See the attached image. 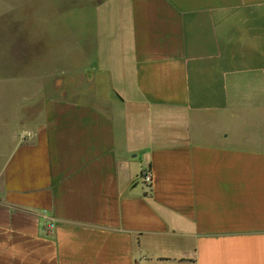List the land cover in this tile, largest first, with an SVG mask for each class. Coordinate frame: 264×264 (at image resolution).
<instances>
[{"label":"crops","instance_id":"0c3cea01","mask_svg":"<svg viewBox=\"0 0 264 264\" xmlns=\"http://www.w3.org/2000/svg\"><path fill=\"white\" fill-rule=\"evenodd\" d=\"M99 9L86 97L60 84L0 165V264H264V0Z\"/></svg>","mask_w":264,"mask_h":264},{"label":"rangeland","instance_id":"374dc122","mask_svg":"<svg viewBox=\"0 0 264 264\" xmlns=\"http://www.w3.org/2000/svg\"><path fill=\"white\" fill-rule=\"evenodd\" d=\"M106 1L0 0V165L15 135L37 119L42 99L60 95V84L67 97H86L74 90L82 76H69V54L100 33Z\"/></svg>","mask_w":264,"mask_h":264},{"label":"built area","instance_id":"2783aa9c","mask_svg":"<svg viewBox=\"0 0 264 264\" xmlns=\"http://www.w3.org/2000/svg\"><path fill=\"white\" fill-rule=\"evenodd\" d=\"M141 182H142V185L145 187V188H149L150 184H151V176L149 174V172H145L142 176H141Z\"/></svg>","mask_w":264,"mask_h":264}]
</instances>
